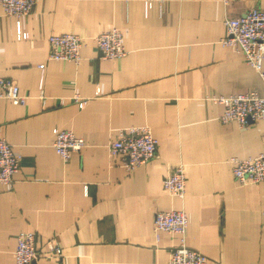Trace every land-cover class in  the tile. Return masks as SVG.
<instances>
[{
  "label": "crops",
  "instance_id": "0c3cea01",
  "mask_svg": "<svg viewBox=\"0 0 264 264\" xmlns=\"http://www.w3.org/2000/svg\"><path fill=\"white\" fill-rule=\"evenodd\" d=\"M250 8L264 0H39L18 30L0 7V77L26 97L0 99V137L21 155L12 186L0 184V264H14L16 235L27 232L30 264H166L177 240L156 239L152 219L178 210L185 245L207 264H264V181L240 186L230 164L264 150V121L223 125L222 106L207 100L264 95L255 70L220 44L223 20ZM109 28L126 51L117 61L100 59L91 40ZM63 33L86 37L77 65L47 59L48 37ZM130 127L150 129L157 155L126 173L107 145ZM58 130L85 143L66 162L51 146ZM178 164L182 200L162 189ZM51 239L59 257L47 258Z\"/></svg>",
  "mask_w": 264,
  "mask_h": 264
},
{
  "label": "built area",
  "instance_id": "2783aa9c",
  "mask_svg": "<svg viewBox=\"0 0 264 264\" xmlns=\"http://www.w3.org/2000/svg\"><path fill=\"white\" fill-rule=\"evenodd\" d=\"M39 0H0L3 15L16 20L19 30V20L28 16ZM226 5L229 0H221ZM225 35L220 44L229 47L242 57L245 64L252 67L264 85V9L250 8L236 18L223 20ZM86 37L72 33L53 34L47 39V59L52 61L70 62L77 65L80 60V50ZM92 42L100 59L117 61L126 55L122 45V35L115 28H109L97 36ZM40 71L43 65L37 66ZM38 98L43 103L45 97L39 90ZM0 99L13 105H23L26 97L20 95L17 84L10 79L0 77ZM73 102L83 106L84 99L78 96ZM207 100L222 106L219 122L223 125L235 122L244 129L250 123L264 121V95L249 90L244 93L217 96L210 95ZM56 155L66 162L71 154L80 151L84 141L71 131L58 130L51 144ZM157 141L148 127H130L121 129L115 140L107 145L109 157L117 156L126 173H132L138 167L156 157ZM20 153L14 151L9 143L0 137V184L11 187L14 175L19 171ZM231 176L240 186L258 184L264 181V150L255 157L230 159ZM162 189L169 196L183 199L185 193V175L183 165L178 164L168 169L162 181ZM264 215V213H262ZM187 217L181 210L156 211L152 219V233L158 239L160 233H165L177 240L171 248L166 264H207L206 257L200 252L185 245ZM264 224V223H262ZM36 236L32 232L16 235V245L13 252L14 264H30L37 259L35 243ZM47 258L59 257L61 249L55 240L46 242Z\"/></svg>",
  "mask_w": 264,
  "mask_h": 264
}]
</instances>
